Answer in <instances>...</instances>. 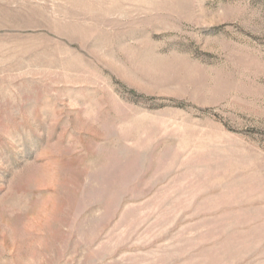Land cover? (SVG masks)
<instances>
[{
	"label": "rangeland",
	"instance_id": "374dc122",
	"mask_svg": "<svg viewBox=\"0 0 264 264\" xmlns=\"http://www.w3.org/2000/svg\"><path fill=\"white\" fill-rule=\"evenodd\" d=\"M0 264H264V0H0Z\"/></svg>",
	"mask_w": 264,
	"mask_h": 264
}]
</instances>
